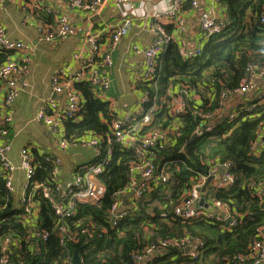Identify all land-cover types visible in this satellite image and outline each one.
Instances as JSON below:
<instances>
[{"label": "trees", "instance_id": "trees-1", "mask_svg": "<svg viewBox=\"0 0 264 264\" xmlns=\"http://www.w3.org/2000/svg\"><path fill=\"white\" fill-rule=\"evenodd\" d=\"M218 4L225 16L223 29L203 43L198 56L184 61L178 43L172 42L159 57L156 89L151 83H134L136 92L148 91L163 100L150 128L165 130L175 127L179 134L170 143H158L150 151L157 168L166 162L172 163L171 179L166 188L160 186L143 196L134 213L116 227H111L108 221L113 195L128 183L127 169L135 160L132 150L121 149L113 143L107 171L99 178L105 187V195L97 206H75V216L68 218L64 225L68 234L75 236L76 242L65 238L64 247H61L54 229L53 209L40 193L34 197L40 209L38 228L47 234V239H27L29 229L18 221L21 210L13 206V196L5 187L0 166V241L7 237L15 240L9 247L10 264H63L68 257L73 259L74 253L81 264H130V254L141 250L148 242L138 237L143 227H154L151 231L153 240L189 236L205 243L196 259L175 258L173 261L171 257H176L178 250L171 248L165 254L151 258L149 264H224L247 253L249 244L258 237V230H264V212L261 210L264 196L251 195L254 185H264V152L259 157L250 155L252 145L264 133V103L250 111L241 106L238 117L232 121L221 115L210 132L204 133L182 152L196 127L209 124L198 114L220 110V92L240 87L247 65L257 63L264 66V23L261 21L264 0H219ZM188 9L190 4L185 1L183 10ZM32 13L39 24L55 27L52 16L43 11ZM166 30L175 32L172 27ZM13 57L12 52L0 51V66ZM183 87H187L193 96L187 98L185 112L173 121L168 110L169 94ZM74 88L81 96L78 113L81 119L64 122L66 138L79 139L89 132L107 134L112 120L108 105L95 97L89 84H76ZM195 95L199 99H195ZM250 101L256 103L258 99L252 97ZM32 155L35 158L33 180L49 186L51 165L44 163L37 154ZM225 163H230L228 172L234 182L225 191H215L210 199L228 204L233 215L238 216L237 226L225 232L215 221L198 218L189 222L176 217L174 208L197 178L206 176L212 166ZM210 188L211 183L207 190ZM92 227L96 232L90 236ZM98 233L101 238L97 237Z\"/></svg>", "mask_w": 264, "mask_h": 264}, {"label": "built area", "instance_id": "built-area-1", "mask_svg": "<svg viewBox=\"0 0 264 264\" xmlns=\"http://www.w3.org/2000/svg\"><path fill=\"white\" fill-rule=\"evenodd\" d=\"M17 2L21 12L28 19L35 20L33 11H43L55 19V27L43 26L38 23L39 42L53 44L65 38L70 32V24L66 16L57 14L53 9L43 3V0H0ZM113 1L117 5H126L128 11L133 10L131 0H67V7L78 12L95 13L99 8ZM188 1L190 8L197 6L198 0H171L169 8L161 14L152 16L149 25L153 40L148 47H132L133 53L142 60L143 69L136 82L151 83L156 89V73L160 68L159 57L164 53L167 46L172 42L179 45L180 56L184 61L198 56L201 52L200 47L192 51H186V44L180 38V33L184 32L185 26L182 14L183 3ZM218 3L219 0H211ZM25 17L23 23L27 21ZM167 22L175 29L174 33H168L166 26L161 20ZM264 23V18L261 20ZM225 22V16L220 19L203 18L198 24V30L202 37V42L221 33ZM132 26L130 17H123L117 22L105 24L103 27L89 29L82 38L81 49L72 54L74 67L67 72L62 70L56 72L51 79V95L58 96L61 100L57 101L52 96L42 100L35 120L41 122L50 134L51 141L58 151L66 154L71 149H90L93 159L89 162L80 163L72 174L70 184L62 190L59 182L61 169V159L50 154H42L44 163L50 164L52 169L49 174L50 183H39L33 180L35 172V158L28 148H23L19 152V169L23 173L24 183L20 199V214L17 216L19 223L29 229L28 240L38 237L42 240L47 239L46 233L39 231V212L40 209L34 200L37 193L46 199L55 215V232L59 237V244L64 247V239L75 241L74 235L68 234V229L64 222L76 214L75 206L91 205L97 206L105 195V187L99 178L106 173L107 166L112 156L113 143L118 144L121 149L132 150L135 160L130 163L127 169L128 183L125 187L113 195V204L109 210V225L116 227L121 221L125 220L137 209L139 200L157 190L160 186L170 183V167L172 163L166 162L157 168L154 156L150 151L158 143L168 144L179 134L176 128L151 129L150 126L155 116L163 105L162 98L157 94L148 91L136 92L139 99L134 109L127 112H120L112 100L108 98L111 87V79L106 71L112 66V54L120 41L128 34ZM176 33V34H175ZM0 51L12 52L14 57L6 64L0 66V83L3 85L4 96L2 100V110L5 112L3 118L5 123L11 121L9 111L12 109L15 99L18 97L20 87L17 84L18 76L25 77L28 65L32 57V49L25 43L10 39L6 36L5 29L0 24ZM264 80V66L257 63L247 65L245 78L240 87L234 90H222L220 92V110L213 113L198 114L202 119L209 121L208 125H200L194 130V134L201 137L204 133L212 130L218 115L224 108L227 99L233 95H248L255 88L256 80ZM87 83L91 92L97 99L108 105L112 120L108 125L107 134L101 135L89 132L85 137L69 140L64 131V122L70 120L78 121L81 107V96L74 88L76 84ZM135 89V85L132 86ZM136 91V90H135ZM187 87H183L175 93H170L168 110L173 121L182 115L186 109V100L192 97ZM196 98V95L194 96ZM263 99H258L256 103L249 100L243 106L246 111L253 110L256 106L262 105ZM239 110L229 113V121L237 118ZM203 127V129H202ZM264 134V133H263ZM263 134H260L256 144H253L250 155L259 157L264 152ZM1 136V135H0ZM262 142V143H261ZM260 143L259 150L257 145ZM10 144L0 143V166L3 171L5 187L13 193L12 173L15 167L8 159ZM230 163L217 164L212 166L206 176H199L195 184L183 195L179 204L174 208L173 214L184 221L191 222L194 219L215 221L220 224L223 231L228 232L238 224V216H234L231 208L226 203L210 199L215 191L227 190L233 184L234 178L228 172ZM220 168L221 175L218 181H214V170ZM210 180L208 184L207 180ZM212 188L207 190L209 184ZM252 196H264V185L257 183L253 186ZM203 200L205 204L211 206L217 212H210L199 202ZM125 201V202H124ZM264 212V202L261 205ZM154 227H143L142 233L138 235L145 243L141 250H134L129 257L130 264H149L151 258L159 254H165L168 249H177L178 255L171 257L176 259H196L202 251L205 243L202 240H195L189 236L171 237L166 239L153 240ZM90 236L95 234V229H90ZM93 232V233H92ZM101 233H105L101 230ZM101 234H97L101 238ZM123 236V235H121ZM15 240L3 238L0 241V264H10L9 247ZM176 258V259H175ZM63 264H73V259L67 258ZM81 264V261H80ZM224 264H264V230H258L257 239L253 240L246 254L237 255L226 261Z\"/></svg>", "mask_w": 264, "mask_h": 264}, {"label": "crops", "instance_id": "crops-1", "mask_svg": "<svg viewBox=\"0 0 264 264\" xmlns=\"http://www.w3.org/2000/svg\"><path fill=\"white\" fill-rule=\"evenodd\" d=\"M67 0H43V3L53 9L57 14L67 17L70 32L59 41L50 44L39 42L38 22L28 19L20 11L17 2L0 1V24L5 29L6 36L10 39L21 41L32 49V57L25 77L18 76L17 84L20 87L18 97L9 111L11 121L4 122L2 100L4 96L3 85L0 83V143L10 144L8 159L15 167L12 173L13 206L20 208L23 173L19 169V152L28 148L31 154H50L61 159L59 182L62 190L70 184L72 174L80 163L93 159L90 149H71L66 154L54 147L46 127L35 120V116L42 100L51 97V79L53 75L62 70L70 71L74 67L72 54L81 49L82 38L89 29L103 27L107 23L117 22L123 17H130L132 26L128 34L120 41L112 54V66L106 71L111 79L108 92L109 100L115 103L120 112L134 109L139 99V94L133 89L139 74L143 69L142 60L133 53L132 47H148L153 35L149 25L151 17L166 11L171 0H131L133 10L128 11L126 5H117L113 1L99 8L95 13L78 12L67 7ZM184 32L180 38L184 40L186 51L203 46L198 24L203 18L220 19L224 13L218 3L211 0H198L197 6L190 8L183 14ZM26 23H23L24 18ZM166 28L172 27L166 19L161 20ZM173 28V27H172ZM176 34V33H175ZM177 92L178 90H175ZM60 101L58 96H52ZM253 98L264 99V80H256L255 88L248 95H233L229 97L221 110V115L235 112L241 106L247 105ZM195 99H199L196 97ZM218 115L217 121L221 119ZM262 143V142H261ZM260 143L257 145L259 150ZM221 175L220 168L214 170V181ZM125 202V201H124Z\"/></svg>", "mask_w": 264, "mask_h": 264}, {"label": "water", "instance_id": "water-1", "mask_svg": "<svg viewBox=\"0 0 264 264\" xmlns=\"http://www.w3.org/2000/svg\"><path fill=\"white\" fill-rule=\"evenodd\" d=\"M202 129H203V127H202ZM197 138H200L199 135L193 134L192 137L188 141H186V143L184 144V146L182 148V152L184 153L186 151L187 146L189 144H191L192 142H194ZM209 182H210V180L208 179L206 184H208ZM199 206H203L204 208H206L210 212H217L211 206L205 204L203 200H201L199 202ZM73 264H80L79 257L77 256L76 253H74V256H73Z\"/></svg>", "mask_w": 264, "mask_h": 264}]
</instances>
